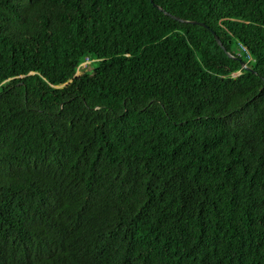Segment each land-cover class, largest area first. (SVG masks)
Returning <instances> with one entry per match:
<instances>
[{
	"label": "trees",
	"instance_id": "1",
	"mask_svg": "<svg viewBox=\"0 0 264 264\" xmlns=\"http://www.w3.org/2000/svg\"><path fill=\"white\" fill-rule=\"evenodd\" d=\"M152 1L0 0V264H264V0Z\"/></svg>",
	"mask_w": 264,
	"mask_h": 264
},
{
	"label": "water",
	"instance_id": "2",
	"mask_svg": "<svg viewBox=\"0 0 264 264\" xmlns=\"http://www.w3.org/2000/svg\"><path fill=\"white\" fill-rule=\"evenodd\" d=\"M150 2H152V4H153L155 7H157L159 10L163 11L165 14L170 15V16H172V17H174V18H176V19H178V20H180V21H184V22H187V21H188V20H185V19L178 18V17H176V16H174V15H171L170 13L164 11L159 5H156L155 3H153L152 0H150ZM190 22H191V23H197V24H200V25H203V26H204V23H202V22H197V21H190ZM212 33H213V36H214V38H215L217 44H218L219 46H221V47L225 50V48H224V46L222 45V42L220 41V39L218 38V36H217L214 32H212ZM228 55L231 56V54H228ZM241 66H242L243 68H247L246 63L243 62V61L241 62ZM238 74H240V71H236V72H234V73H233V76L238 75Z\"/></svg>",
	"mask_w": 264,
	"mask_h": 264
},
{
	"label": "built area",
	"instance_id": "3",
	"mask_svg": "<svg viewBox=\"0 0 264 264\" xmlns=\"http://www.w3.org/2000/svg\"><path fill=\"white\" fill-rule=\"evenodd\" d=\"M87 63V61L83 62L81 65H85Z\"/></svg>",
	"mask_w": 264,
	"mask_h": 264
},
{
	"label": "rangeland",
	"instance_id": "4",
	"mask_svg": "<svg viewBox=\"0 0 264 264\" xmlns=\"http://www.w3.org/2000/svg\"><path fill=\"white\" fill-rule=\"evenodd\" d=\"M89 65V64H88Z\"/></svg>",
	"mask_w": 264,
	"mask_h": 264
}]
</instances>
